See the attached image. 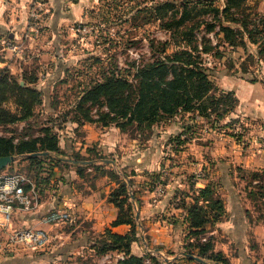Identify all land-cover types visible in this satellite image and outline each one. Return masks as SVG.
Segmentation results:
<instances>
[{
    "label": "rangeland",
    "instance_id": "374dc122",
    "mask_svg": "<svg viewBox=\"0 0 264 264\" xmlns=\"http://www.w3.org/2000/svg\"><path fill=\"white\" fill-rule=\"evenodd\" d=\"M225 1L64 0L61 7L75 19L60 27L63 37L59 40V52H41L42 48L39 50L35 45L46 32L54 3L44 0L41 10L28 3V14L33 10L39 18L27 15L19 37L0 33V67L7 66L21 83L32 79L29 84L42 91L41 102L34 104L33 113L27 119L0 124V133L9 134L13 129V134L20 139L32 138L42 135V128L47 127L57 134L60 149L50 152L42 163H31L15 154L14 160L0 171L27 173L38 190V200L44 196V188L54 187L49 179L55 166L63 171L81 167L83 179H89L93 172L110 170L121 180L131 179L129 196L120 203L124 214L131 215L134 222L144 258L141 264H178V258L189 257L183 253L185 246L190 240H196L195 235H188L182 203L184 198L190 200L195 194L190 189L192 184L199 187L210 182L218 192L241 189L250 204L252 222L261 220L257 216L264 212L263 199L260 195L253 199L250 195L256 183L249 171L264 173V165L255 168V159L261 154L264 157V56L257 53L262 42L261 39L254 42L244 34L246 48L242 44L231 45L222 40L217 22L229 23L227 19L235 15L231 10L240 4H245L246 11L255 18L260 17L264 14V0H233L231 12L223 14ZM74 4L76 7L72 8ZM182 17L183 21L176 26V20ZM35 20L38 21L36 32L32 28ZM208 23L213 25L209 27ZM188 27L194 36L192 44H202L203 38L211 41L212 51L200 53L208 77L221 90H232L237 95L235 89H239L238 103L225 116L209 118L197 111L178 108L171 114L162 112L150 121L136 116L127 120L110 114L103 97L76 107L83 90L106 76L125 77L135 88L143 75L136 76V70L159 56L156 49L160 48L159 42L167 40V52L174 50L173 29L182 31ZM259 27L264 30V25ZM11 43L17 44V48L12 49ZM159 74L155 71L153 75ZM2 105L18 111L12 98ZM141 111L145 112L146 108ZM84 113L90 116H83ZM89 122L96 130L110 131L108 140H116L115 150L103 151L98 141H91L83 148L79 143L85 133L82 125ZM24 133L27 137H23ZM62 139L73 142L72 148L62 147ZM64 156L76 161H64ZM117 186L109 191L108 199L118 212L110 195ZM167 197L168 202L163 205L161 199L167 200ZM59 208L70 211L73 219L45 223L49 235L44 245L30 248L3 238L0 260L3 258L2 261L12 264H136L119 249H97L102 244L105 228L96 231L92 220L80 216L73 207ZM215 224H208L205 232L197 236L202 241L210 238L214 250L221 251L233 264L215 247L216 237L212 233ZM249 238L255 248V238ZM193 250L196 252L197 248ZM205 259L207 263L201 264H220Z\"/></svg>",
    "mask_w": 264,
    "mask_h": 264
},
{
    "label": "trees",
    "instance_id": "16d2710c",
    "mask_svg": "<svg viewBox=\"0 0 264 264\" xmlns=\"http://www.w3.org/2000/svg\"><path fill=\"white\" fill-rule=\"evenodd\" d=\"M232 3L233 0L224 2L225 5L221 10L223 14H229ZM233 9L235 10L231 11L235 15H231V18L227 19L229 23L223 22V20L217 22V27L222 32V40L231 45L242 44L246 48L244 34H247V37L254 42L261 39L262 44L257 49V53L264 56V30L259 27L260 24L264 25V14L255 18L251 12L246 11L247 6L245 4H240V6ZM156 10H158V6ZM182 21L183 17L176 20V26ZM166 25H168L167 22ZM212 25L208 23L209 27ZM173 34L172 38L176 48L167 52L168 41H160V48L159 46L156 48L159 51V56H156L154 61L147 62L146 65L136 70V76L143 75L139 78L135 88L131 87L132 82L125 77L106 76L103 80H98L91 87L83 90L76 107H81L82 103L100 101L103 97L104 102L109 106L110 114L126 117L127 120L136 116L139 119L142 117V120L150 121L162 112L171 114L178 108L197 111L198 114L209 118L210 116H225L236 106L238 99L232 90L219 89L202 67L203 62H201L200 53L211 50L210 39L203 38L202 44H200L201 48H199L200 45L192 44L194 36H191V27L182 31L178 28L173 29ZM155 71H159L160 74L158 76L153 75ZM30 81L24 79L21 83L19 77L10 72L7 66L0 67V124L27 119L33 113L34 104L41 102V89L29 84ZM8 98L13 99L18 111L14 112L2 105ZM143 107L146 108V111L142 113ZM83 116L89 117L90 114L84 113ZM42 130V135L22 139L19 138L20 136L13 134V129L10 130L9 134L0 133V156L19 154L21 158H25L31 163L39 161L42 163L50 152L60 149L57 134L47 127H43ZM22 135L27 137L25 133ZM260 171H249L256 183L255 188L250 190V195L253 199L260 195L264 204V173ZM77 172L80 175L84 174L81 167L77 168ZM25 174L29 177L27 173ZM108 175L116 179L119 176L112 170L108 172ZM132 184V181L127 183L125 180H120L116 190L114 188L110 193L111 199L118 206V212L111 221V225L127 223L131 227L125 233H119L113 231L110 227H105L101 235L102 244L97 249H119L123 251L129 260L141 264L144 258L131 252V243L137 240L134 222L130 218L131 215L124 214L120 203L124 201L125 197L129 196L128 190ZM25 187H28V185H25ZM190 189H193L195 194L191 196L190 200L183 199L182 207L185 210L183 218L187 224L188 235H195L196 242L190 240L186 244L183 253L185 255L194 254L203 260H206L205 258L213 259L220 264H230L221 251L214 250L210 238L202 241L197 236L205 232L208 224L213 225L222 219L225 213L222 196L210 182H206L199 187H194L192 184ZM132 191L134 193V190ZM134 198L136 200V196ZM246 212L252 219L250 211L247 209ZM257 217L264 221V212ZM193 247L197 248L196 252Z\"/></svg>",
    "mask_w": 264,
    "mask_h": 264
},
{
    "label": "crops",
    "instance_id": "0c3cea01",
    "mask_svg": "<svg viewBox=\"0 0 264 264\" xmlns=\"http://www.w3.org/2000/svg\"><path fill=\"white\" fill-rule=\"evenodd\" d=\"M51 1L54 3V11L48 16L46 32L35 42L36 48L39 50L42 48L41 52H59V49H61L59 40L61 36L63 37V34L60 33V27L75 19L69 12H65L64 6L61 7V4H65L64 0ZM28 3L29 0H0L1 34L2 32H6L9 37L13 38L21 35L27 22ZM71 7L75 8L76 4L71 5ZM52 59L57 63V59ZM240 85L244 86L242 83ZM235 91L239 96V89H235ZM80 129L78 128V130ZM82 129L85 130V133L80 136L82 139L76 142L79 141V143L83 144V148L91 141H98V145L102 144L101 148L103 151L115 150L117 142L116 140H108L110 138L108 137L109 130L106 131L105 128L103 131L96 130L90 122L84 123ZM70 143L73 142L68 140L64 142L62 139V147L65 146L67 149H70L72 148ZM62 159L68 162L76 161L67 156H64ZM263 165L264 157L261 154L259 159H255V168L258 169ZM100 174L93 172L89 179H83L82 175L74 167L63 171L55 166L49 179L51 182H54V187L44 188L46 192L37 201L35 206L31 209H24L15 205L11 211L9 220H5L0 212V242H3L1 240L3 238L8 239L9 232L12 229L28 226L45 227L46 224L41 222V216L52 207L63 206L73 207L78 211L80 216L85 215L86 218L91 219L92 227L96 231H102L105 227H110L113 231L125 233L129 229V224L120 223L114 226L111 225V221L116 217L117 210L114 203L108 199L109 191L121 180L120 176L116 179L111 178L108 172ZM125 181L129 183L131 179ZM28 188L29 185L26 189ZM36 191H38L37 188ZM219 192L224 201L225 213L212 230V233L216 237L215 247L221 249L233 264H264V221L261 219L252 222V219H250L246 212L247 209L251 210L250 204L246 202L248 199L243 195L241 189L235 188L230 192L220 189ZM168 198L167 200L166 198L161 199L163 205L166 201L168 202ZM184 214L185 212H183ZM252 236L255 238V248L250 245L251 238L249 237ZM131 252L135 255H141V246L137 240L132 241ZM16 257L19 256H14V258ZM2 259L0 260V264H12L4 260L2 261ZM177 261H179L178 264H195L196 261L200 264L207 263L205 260L199 261L189 257L178 258Z\"/></svg>",
    "mask_w": 264,
    "mask_h": 264
},
{
    "label": "built area",
    "instance_id": "2783aa9c",
    "mask_svg": "<svg viewBox=\"0 0 264 264\" xmlns=\"http://www.w3.org/2000/svg\"><path fill=\"white\" fill-rule=\"evenodd\" d=\"M32 8L41 10L44 0H29ZM33 19L39 16L33 10L28 14ZM30 17V18H31ZM38 21L33 22V30L36 32ZM6 40V39H5ZM3 40V41H5ZM12 49L17 48V44L9 45ZM25 185H29L26 189ZM38 201V193L31 179L21 171H0V212L5 220H9L14 206L24 209H31ZM73 215L65 208L54 207L45 212L41 217L42 223H56L59 221L72 220ZM48 232L44 227L28 226L12 229L9 232V240L20 243L30 248H37L45 244L48 240ZM121 257H123L121 255Z\"/></svg>",
    "mask_w": 264,
    "mask_h": 264
},
{
    "label": "water",
    "instance_id": "95a60500",
    "mask_svg": "<svg viewBox=\"0 0 264 264\" xmlns=\"http://www.w3.org/2000/svg\"><path fill=\"white\" fill-rule=\"evenodd\" d=\"M15 156L13 154H5L0 156V170L4 168L8 163L13 161ZM132 196V195H131ZM138 215V214H137ZM190 257H193L194 259H197L199 261H202L203 259L200 258L199 256H196L194 254H187Z\"/></svg>",
    "mask_w": 264,
    "mask_h": 264
}]
</instances>
